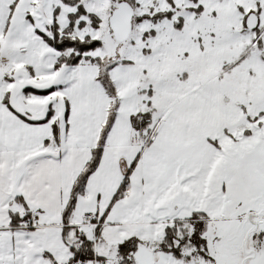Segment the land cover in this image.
<instances>
[{"label": "snow or ice", "instance_id": "obj_1", "mask_svg": "<svg viewBox=\"0 0 264 264\" xmlns=\"http://www.w3.org/2000/svg\"><path fill=\"white\" fill-rule=\"evenodd\" d=\"M0 264H264V0H0Z\"/></svg>", "mask_w": 264, "mask_h": 264}]
</instances>
